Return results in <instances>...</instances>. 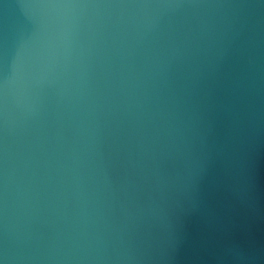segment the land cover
Here are the masks:
<instances>
[{
    "label": "water",
    "instance_id": "obj_1",
    "mask_svg": "<svg viewBox=\"0 0 264 264\" xmlns=\"http://www.w3.org/2000/svg\"><path fill=\"white\" fill-rule=\"evenodd\" d=\"M0 264H264V0H0Z\"/></svg>",
    "mask_w": 264,
    "mask_h": 264
}]
</instances>
